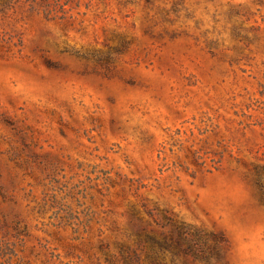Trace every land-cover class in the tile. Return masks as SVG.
<instances>
[{
    "label": "rangeland",
    "instance_id": "obj_1",
    "mask_svg": "<svg viewBox=\"0 0 264 264\" xmlns=\"http://www.w3.org/2000/svg\"><path fill=\"white\" fill-rule=\"evenodd\" d=\"M0 264H264V0H0Z\"/></svg>",
    "mask_w": 264,
    "mask_h": 264
}]
</instances>
